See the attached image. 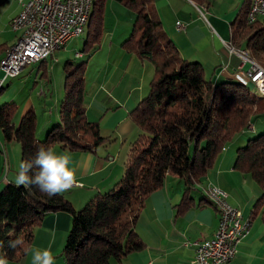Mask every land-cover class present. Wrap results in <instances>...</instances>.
Returning <instances> with one entry per match:
<instances>
[{"label": "trees", "instance_id": "1", "mask_svg": "<svg viewBox=\"0 0 264 264\" xmlns=\"http://www.w3.org/2000/svg\"><path fill=\"white\" fill-rule=\"evenodd\" d=\"M105 1L93 0L85 46L96 47L99 43ZM114 1L134 14L131 33L121 46L154 69L146 96L129 113L139 133L130 145L121 178L80 210H74L64 193L48 197L35 186L4 184L0 191V240L4 241L0 255L6 254L9 264L21 263L35 230L47 214L56 212L68 213L71 219L59 256L61 264L120 263L142 251L145 244L136 231V222L149 196L167 176H177L184 185L178 213L185 212L191 207L189 193L212 168L220 152L236 134L246 127L252 129V118L264 111V98L255 87L252 93L247 85L231 79L213 84L200 63L183 59L164 31L153 0ZM190 1L201 6L210 4L209 0ZM249 5L250 1L245 2L230 24V44L246 51L249 59L264 69V24L247 22ZM8 48L6 44L0 47L1 63ZM84 64L66 73L58 120L48 127L43 140L36 138L37 116L32 108L21 115L16 125L14 101L0 105L3 141L20 145V162L33 158L41 145L94 153L109 140L100 135L98 123L86 116ZM261 131L236 150L234 168L263 188L264 130ZM263 206L264 194L257 199L251 215ZM18 236L23 238V246L8 247V241Z\"/></svg>", "mask_w": 264, "mask_h": 264}, {"label": "crops", "instance_id": "2", "mask_svg": "<svg viewBox=\"0 0 264 264\" xmlns=\"http://www.w3.org/2000/svg\"><path fill=\"white\" fill-rule=\"evenodd\" d=\"M216 1L209 6H201L190 0H153V6L158 12L164 31L183 59L200 63L205 77L213 84L231 79L248 86L249 82L237 74L241 60L230 52V24L245 2L250 1V8L252 0H228L229 3L224 8H217ZM18 4L15 11L6 18L8 24L20 11L21 6L19 2ZM3 5L4 0H0V10ZM259 23L264 24V19ZM178 24L182 26L181 29L177 28ZM11 39L12 37L7 46L17 40L15 36ZM116 54L119 63L114 64V60L110 59L106 62L101 73V82L91 94L88 107L108 116L103 124L105 137L125 143L128 139H134L138 132V128L129 118V113L148 91L147 74L150 67L147 62L139 61L134 54L125 53L120 47ZM46 61L33 65V70L43 67ZM116 70L122 72L124 78L128 76L130 79L112 78ZM103 87H107V95ZM99 90L101 92L97 93ZM106 101L111 105L108 108ZM87 114L89 120H96L93 115L90 119L89 113ZM48 116L42 117V123L37 124V139L58 120V113L53 114L49 110ZM259 123L260 126H256ZM259 123L252 124L256 134L261 131L264 119ZM247 140L244 131L225 146L212 168L195 190L189 193L191 207L183 213H178V205L184 194L183 182L177 176H167L163 185L146 200L136 222V231L145 248L129 255L122 262L113 264H194V249L184 246V243L211 238L219 222L218 212L204 198L210 185L226 192L229 204L241 212L244 221L250 222L249 233L238 245L237 254L229 264H264V206L255 215H251L257 199L264 194V187H259L248 175L234 168L236 150ZM9 144L3 141L0 131V146L3 148L0 152V190L8 182L15 183L17 173L14 172L18 167L17 155L9 154ZM55 148L61 153L67 151L56 146ZM70 154L73 165L79 170V183L82 185L66 191L70 192L72 205L86 203L95 195L108 191L121 178L123 162L119 161V151L116 148L101 145L94 153ZM70 220V215L65 212L47 214L40 227L35 230L32 245L19 264H32L31 249L47 248L50 243L56 264H61L59 256L70 229ZM53 231L54 243L50 235Z\"/></svg>", "mask_w": 264, "mask_h": 264}, {"label": "rangeland", "instance_id": "3", "mask_svg": "<svg viewBox=\"0 0 264 264\" xmlns=\"http://www.w3.org/2000/svg\"><path fill=\"white\" fill-rule=\"evenodd\" d=\"M209 1L210 3H212L214 0ZM18 2L19 0H4L3 8L0 10V47L3 44L7 45L10 42V37H12V39L14 36L15 38H17V34L12 32L10 25L6 22V18H8V16L15 11V7L17 6ZM216 2L217 8H224L226 7V3H229L228 0H217ZM133 22L134 14L132 11L127 10V8H125L123 4L119 2H116L114 0H106L102 12V33L99 39V43L96 47L87 46L89 44L85 46L88 36V27L86 25V30L83 31L84 34L71 39L68 43H66L65 47L57 51V53H55L52 58H47L46 63L40 69L33 70L35 66H26L18 77L7 79L3 83H1V81L3 80V73L0 70V105L5 102L14 101L17 108L13 121L16 125H18L21 115L25 113L29 108H32L35 111V114L37 116V124L38 122L39 124H41L42 117H49V110L52 111L53 114L58 113L59 104L64 95L63 82L66 73L73 72L79 65L85 63L83 65V104L86 109V116L88 118L87 113H89L90 119L92 115L94 116L96 120L93 121L98 123L100 135L104 138H107L104 135L103 124L105 123V119H107L108 116L99 114L94 108H89L88 104L91 99V94H93L94 90L99 87V82H101L100 79L103 75L101 73H103V67H105L106 62L110 59V61L114 60V64L119 63V59L116 58V51L118 47H120L125 53H127L123 49L121 44L129 37ZM14 41L7 47H10L14 43ZM77 52H79L78 56H76ZM148 64L150 68L148 72L149 74H147V80L150 83L154 76V69L150 63ZM124 76L125 75H123L122 72L116 70L114 71L112 78H122L124 80L130 79L128 76L127 78H124ZM1 87L3 88L1 89ZM248 88L252 93L255 91L254 86L250 83L248 85ZM103 89L106 91L107 95V87H103ZM99 92L101 91L99 90L97 93ZM104 99H106V97H104ZM109 106H111L110 102L107 101L106 107L108 108ZM108 110L111 111L112 109ZM262 119H264V111L256 114V116L252 118V124L256 125V123L258 124ZM256 126L259 127L260 123ZM245 129L241 133L245 131V136L248 137V139L257 136L254 130L247 127ZM260 130H264V124L262 125V128ZM138 133L139 130L137 132V135ZM45 136L46 132L43 133L39 140H43ZM136 137H134V139H128L125 143H123L122 140L116 141L113 138H108L109 140L106 141L102 146L106 148L113 147L116 148V150L118 149L119 161L124 163L127 153L129 152L130 145ZM246 142L242 146H244ZM9 143V154L17 155V162L19 166L20 145L15 141ZM56 147L61 149L60 146ZM17 170L18 167L14 172H17ZM69 193L70 192L65 193V198L70 202V198L72 197L71 195H69ZM84 205L85 203H77L72 206L74 210L77 211L83 208Z\"/></svg>", "mask_w": 264, "mask_h": 264}, {"label": "built area", "instance_id": "4", "mask_svg": "<svg viewBox=\"0 0 264 264\" xmlns=\"http://www.w3.org/2000/svg\"><path fill=\"white\" fill-rule=\"evenodd\" d=\"M84 0H21L19 13L10 19L12 32L23 28V37L15 40L6 51V59L0 64L3 80L18 77L23 69L37 59L52 57V47L69 36L79 37L80 15ZM264 19V0H253L247 22L253 24ZM178 29L182 26L177 25ZM240 60L238 76L264 90V77L250 67L242 57V50L230 47ZM78 53V52H77ZM76 53V56H77ZM244 65H247L244 68ZM253 130V128H252ZM78 183L75 187H81ZM210 201L218 212L219 222L209 239L184 243L195 252L194 264H229L237 254L238 245L247 237L250 226H245L241 212L228 202L226 192L210 185Z\"/></svg>", "mask_w": 264, "mask_h": 264}, {"label": "clouds", "instance_id": "5", "mask_svg": "<svg viewBox=\"0 0 264 264\" xmlns=\"http://www.w3.org/2000/svg\"><path fill=\"white\" fill-rule=\"evenodd\" d=\"M78 168L73 165L70 152H58L54 144L41 145L35 156L29 160L19 163L15 175L17 186L26 188L35 186L39 191L48 197L63 194L79 183ZM6 223V221H5ZM52 243L55 241V233L50 232ZM22 237L8 241V247L16 249L23 246ZM4 241L0 240V247ZM32 264H56V257L52 252V244L47 248H32ZM0 264H9L5 255H0Z\"/></svg>", "mask_w": 264, "mask_h": 264}, {"label": "bare ground", "instance_id": "6", "mask_svg": "<svg viewBox=\"0 0 264 264\" xmlns=\"http://www.w3.org/2000/svg\"><path fill=\"white\" fill-rule=\"evenodd\" d=\"M253 2V0H252ZM19 3H20V6H21V0H19ZM93 4V0H84V4H83V11L81 12V15H80V29H79V36L81 34H84L83 31L86 30L85 27L86 25L88 24V21H89V18H90V14H91V11H92V5ZM251 8H252V3H251V6L249 8V12H248V17L251 15ZM15 34H17V40H20L22 37H23V28H15V30L13 31ZM77 36H69L67 37L66 39H64L62 42H60L59 44H55L53 47H52V56L55 55V53H57V51L63 49L66 45V43H68L71 39L73 38H76ZM231 47V46H230ZM79 52L77 53V56H78ZM249 55L247 54L246 51H242V57L243 59L245 60V62L250 66V67H254L255 69H257L259 71V73L264 77V69L259 66L258 64H256L255 62H253V60H250ZM6 59V57H5ZM4 59V60H5ZM3 60V62H4ZM45 59H37L35 61H33L31 65H34L36 63H39L41 61H44ZM47 60V59H46ZM2 62V63H3ZM251 84V83H250ZM253 85V84H252ZM257 90L258 92L260 93V95L263 96L264 98V90L263 89H260V88H257L255 85H253ZM209 189L205 192V195H206V199L212 204L214 205V201H210V196L206 193H208ZM243 223L245 226H250V222L249 221H244V218H243Z\"/></svg>", "mask_w": 264, "mask_h": 264}]
</instances>
